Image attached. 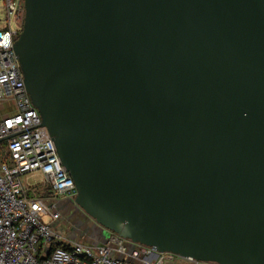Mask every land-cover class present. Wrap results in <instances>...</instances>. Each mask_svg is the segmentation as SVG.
Masks as SVG:
<instances>
[{
	"label": "water",
	"instance_id": "obj_1",
	"mask_svg": "<svg viewBox=\"0 0 264 264\" xmlns=\"http://www.w3.org/2000/svg\"><path fill=\"white\" fill-rule=\"evenodd\" d=\"M23 82L116 235L264 264V0H23Z\"/></svg>",
	"mask_w": 264,
	"mask_h": 264
},
{
	"label": "built area",
	"instance_id": "obj_2",
	"mask_svg": "<svg viewBox=\"0 0 264 264\" xmlns=\"http://www.w3.org/2000/svg\"><path fill=\"white\" fill-rule=\"evenodd\" d=\"M0 2V105L5 109L12 104V109L0 113V264H135L109 256L112 250L125 252L124 238L115 233L97 246L61 240L67 246L53 244L61 236L44 217L52 221L59 213L50 211L55 202H46L60 197L73 200L76 189L47 129L41 126L13 50L23 23V0ZM29 176L36 179L29 181ZM111 242L116 247H110ZM134 244L130 257L138 264L199 262Z\"/></svg>",
	"mask_w": 264,
	"mask_h": 264
},
{
	"label": "rangeland",
	"instance_id": "obj_3",
	"mask_svg": "<svg viewBox=\"0 0 264 264\" xmlns=\"http://www.w3.org/2000/svg\"><path fill=\"white\" fill-rule=\"evenodd\" d=\"M1 6V2H0ZM3 24V15L0 14V25ZM0 113L3 114L6 111L12 109V104H10L9 107H6L5 109H2V106L0 105ZM35 176H29L28 180L33 181L35 180ZM66 198L60 197L55 200L47 201V205H50L52 202L56 203V206L54 208H51V212H58L59 215L56 219H53L51 221L50 216H45L44 220L46 222H50V225L57 234L61 236L57 240V242L61 241H67V242H80V243H89L93 246H97L101 243H106V241L110 238L112 235L111 231H108L105 228H102L98 225H94L93 221L88 218V220H83V212L82 214H78V208L73 202V200H70V205L68 207L64 204V200ZM73 210V211H72ZM76 211V212H75ZM75 212V213H74ZM93 225V227H92ZM61 240V241H60ZM123 245L125 246V252H118L116 250H112L109 254L112 258L117 259H125L132 261L135 264H138V262L130 257L131 251L135 248V244L132 243L130 240L124 239ZM110 247L114 248L116 245L114 243H110Z\"/></svg>",
	"mask_w": 264,
	"mask_h": 264
},
{
	"label": "crops",
	"instance_id": "obj_4",
	"mask_svg": "<svg viewBox=\"0 0 264 264\" xmlns=\"http://www.w3.org/2000/svg\"><path fill=\"white\" fill-rule=\"evenodd\" d=\"M175 264H195L193 262L187 261V260H179L177 259ZM196 264H215V263H210V262H198Z\"/></svg>",
	"mask_w": 264,
	"mask_h": 264
},
{
	"label": "flooded vegetation",
	"instance_id": "obj_5",
	"mask_svg": "<svg viewBox=\"0 0 264 264\" xmlns=\"http://www.w3.org/2000/svg\"><path fill=\"white\" fill-rule=\"evenodd\" d=\"M64 204L68 207V205L71 204V203H70V200L65 199V200H64ZM77 210H78V212H77L78 214H82V211H81L80 209H77ZM72 211H73V210H72ZM75 212H76V211H75ZM75 212H74V213H75ZM88 218H89V217H87L85 214H83V217H82L83 220H88ZM92 227H93V225H92Z\"/></svg>",
	"mask_w": 264,
	"mask_h": 264
},
{
	"label": "trees",
	"instance_id": "obj_6",
	"mask_svg": "<svg viewBox=\"0 0 264 264\" xmlns=\"http://www.w3.org/2000/svg\"><path fill=\"white\" fill-rule=\"evenodd\" d=\"M53 244L60 246H67V244H64L63 242H54Z\"/></svg>",
	"mask_w": 264,
	"mask_h": 264
}]
</instances>
